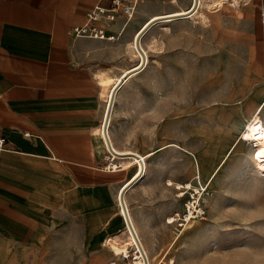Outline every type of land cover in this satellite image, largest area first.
<instances>
[{"label":"crops","instance_id":"0c3cea01","mask_svg":"<svg viewBox=\"0 0 264 264\" xmlns=\"http://www.w3.org/2000/svg\"><path fill=\"white\" fill-rule=\"evenodd\" d=\"M98 1L0 0V264H129L108 240L125 234L118 193L138 166L124 167L132 156L112 153L115 168L107 167L109 151L99 129L115 81L102 77L121 78L139 63L133 44L149 20L186 12L194 0H141L130 19L119 13L95 22L114 38L73 35L72 26L86 22ZM211 1L202 0L187 16L152 23L140 38L148 60L160 27L193 17L204 5L217 10L228 0L220 7ZM243 5L264 22V0ZM145 69L132 71L117 95ZM132 123L130 116H112L108 131L117 150L139 153L127 142L139 136ZM135 212L153 264H167L172 227L162 212Z\"/></svg>","mask_w":264,"mask_h":264},{"label":"rangeland","instance_id":"374dc122","mask_svg":"<svg viewBox=\"0 0 264 264\" xmlns=\"http://www.w3.org/2000/svg\"><path fill=\"white\" fill-rule=\"evenodd\" d=\"M243 3L204 5L160 27L144 73L114 101L113 118L130 116L139 129L131 147L155 150L128 198L132 210L162 212L177 226L167 264H264V152L240 138L253 112L264 110V22ZM185 181L193 187L181 194ZM200 181L205 212L181 225L168 219L182 214Z\"/></svg>","mask_w":264,"mask_h":264},{"label":"bare ground","instance_id":"6f19581e","mask_svg":"<svg viewBox=\"0 0 264 264\" xmlns=\"http://www.w3.org/2000/svg\"><path fill=\"white\" fill-rule=\"evenodd\" d=\"M232 5H240L242 1L244 0H228ZM202 3V0H199V4ZM198 4V6H199ZM223 4V0H216V1H211L210 2V5L211 6H214V7H220L222 6ZM197 6V8H198ZM196 8V9H197ZM195 9V10H196ZM194 10V11H195ZM192 11V12H194ZM187 12V11H186ZM190 13H192L191 11H189ZM182 13H185V12H182ZM190 13H186V15H182V16H187L189 15ZM181 14V13H180ZM175 15V14H174ZM174 15H170V16H174ZM178 17V16H177ZM160 18V17H159ZM195 20V19H194ZM135 41H136V38H135ZM141 41V40H140ZM134 47H135V43L133 44ZM144 49V48H143ZM138 52V51H137ZM146 53V52H145ZM147 56V55H146ZM148 60V58H147ZM147 60H146V64H147ZM139 63H140V60H139ZM139 63H137L135 66H133L132 68H138L137 66L139 65ZM145 64V66H146ZM132 68L129 70L131 71ZM143 68V67H142ZM141 69V68H140ZM137 70V69H136ZM127 71V72H129ZM124 76V75H123ZM122 76V77H123ZM121 78H115L114 79V83L112 85V87L109 89L108 91V103H109V100L111 98V94H112V90H113V87L114 85L122 79ZM109 78H111L110 76H103L102 77V81H105V80H108ZM119 89V88H118ZM117 89V91H118ZM117 91H116V94H115V97H114V101H116V98H117ZM220 96V95H219ZM217 99V97H216ZM108 107V106H107ZM114 107H115V104L113 102V107H112V111H111V116H110V120H109V124L111 122V119H112V116H113V113H114ZM264 109V107H263ZM237 116V115H236ZM217 119V117H216ZM246 119V118H245ZM218 120V119H217ZM109 124H108V127H109ZM101 130L100 132H103V123L101 124L100 126V129ZM109 130V128H108ZM242 134H241V139L243 141H251L253 143V145H255L261 152H264V110H262V108H258L256 111L253 112V114L251 115V117L245 122V124L243 125L242 127ZM98 132V131H97ZM99 134H102V133H99ZM220 134V133H219ZM218 134V135H219ZM221 135V134H220ZM103 136V135H102ZM219 137V136H218ZM105 138V137H104ZM220 138V137H219ZM111 139V138H110ZM105 141V139H104ZM112 142V141H111ZM170 144H174L173 142H170ZM112 145L113 147L115 146L112 142ZM180 145V144H179ZM107 147V146H106ZM174 147V146H173ZM176 147V146H175ZM179 147V146H178ZM177 147V148H178ZM115 148V147H114ZM116 149V148H115ZM117 150V149H116ZM119 151V150H118ZM133 150H131L130 148H126L122 151H119L120 153L122 154H119V155H131L130 153L132 152ZM113 153V152H112ZM155 153V150H150V151H146V152H142L139 150V155L142 157V159L144 160V171H143V174L142 176L137 180V183L130 187L126 192H125V195H124V199H125V202H126V206H127V209H128V212H129V216H130V219L133 223V226L136 230V232L138 233V236L140 237L141 241H142V238H141V235L139 233V226H138V223H137V220L135 218V213L133 212V210L131 209V206H130V202H129V193L132 191V189L137 185L139 184L144 178L145 176L147 175L148 173V157L151 156L152 154ZM115 154V153H113ZM113 154L111 155L112 158H113ZM116 155V154H115ZM132 156V155H131ZM112 161V160H111ZM110 161V166H114L112 165ZM196 162V161H195ZM123 164H124V167H132L134 165H137L138 166V169H139V164H140V160L138 157L136 156H132V158H129V159H126L123 161ZM213 165V164H212ZM138 169L136 170L135 174L138 172ZM134 174V175H135ZM132 178V176L130 177ZM127 179L122 185L121 187H123L125 184L128 183V181L130 180ZM169 183H172L171 179H168L167 180ZM120 187V190H119V193H118V204H119V207H120V212L121 214H123L124 216V219H125V236L124 237H112V238H109L108 240V245L109 247L111 248V250L115 253V254H123L125 252H133L134 255H135V258L136 260L138 259L142 264H145V260H144V256L141 252V250L139 249V246L136 242V239L130 229V226L126 220V217H125V214H124V210H123V207L121 205V202H120V199H119V195H120V191H121V188ZM178 187H182V184L179 185ZM191 188V187H190ZM184 191H185V188H184ZM199 191V190H198ZM183 192V191H182ZM181 192V193H182ZM183 194V193H182ZM168 219H171V220H176V217L175 216H171L170 218ZM143 243V241H142ZM143 246H144V249L147 253V256H148V260H149V264H151V259L148 255V251L143 243ZM125 255V254H124ZM137 260V262L139 263V261ZM140 264V263H139Z\"/></svg>","mask_w":264,"mask_h":264},{"label":"built area","instance_id":"2783aa9c","mask_svg":"<svg viewBox=\"0 0 264 264\" xmlns=\"http://www.w3.org/2000/svg\"><path fill=\"white\" fill-rule=\"evenodd\" d=\"M108 1H109L108 4H103L102 0H99L88 11L86 22H84L83 24H76L72 26L71 33L75 36H94V37H102V38H114L113 35H109V36L106 35L105 28L98 26L97 24H95V22L107 21L109 19L114 18L119 13H122L123 15L126 16L127 19H130L136 13L141 0H108ZM140 45H141V41H140ZM135 48L139 52L140 61H141L142 55L139 49L137 48L136 42H135ZM102 133L104 135V132ZM108 134H109V131H108ZM3 142H4V138L0 140V143L3 144ZM106 146L109 151V155H108L109 162L107 163V167L110 168L111 167L110 161L112 160V156H111L112 151L110 150L107 141H106ZM112 168H115V166H112ZM191 188H185V189H191ZM206 188H207V183L203 184L201 181L199 185L196 186V188H193L192 192L194 194V197L188 198V200L185 201V210L182 212V214L180 212H176V214H172L173 216L176 217V220L174 222H179V224L181 225V224H184V222L189 221L190 219L195 218L197 216H200L203 214V212H205V209L201 205L200 200L203 196V192H201V190L205 191ZM186 191L188 190H185V192ZM170 226L174 230L177 229V226L173 224V222H170ZM142 246H143V243H142ZM121 257L124 259V258H127L128 256H125L122 254ZM133 258H134V261L136 262L134 255H133ZM173 263H174L173 258L169 259V264H173ZM109 264H116V263L110 262Z\"/></svg>","mask_w":264,"mask_h":264},{"label":"water","instance_id":"95a60500","mask_svg":"<svg viewBox=\"0 0 264 264\" xmlns=\"http://www.w3.org/2000/svg\"><path fill=\"white\" fill-rule=\"evenodd\" d=\"M199 4V0H194L193 4L191 5V7L189 9H187V12L185 13H181V14H175L174 16L172 17H177V16H182V15H186V13H190L189 11H194L197 6ZM166 17H171V16H160V18H166ZM159 18H153L151 20H149L138 32L137 36H136V45H137V48L139 49V51L141 52V61L139 63V65L137 66L138 68H135L136 69H140L142 67L145 66L146 64V60H147V56H146V53L144 52V50L142 49L141 45H140V38L142 36V34L149 28V26L154 23L156 20H158ZM134 68H132L131 71L129 72H126L124 74V76L122 77L121 80H119L113 87V90H112V94H111V98L109 100V103H108V107H107V112H106V116H105V120L103 122V132H104V135H105V138H106V141L108 143V146L110 148V150L119 155V154H122L120 153L118 150H116L113 145H112V142H111V139H110V136L108 134V124H109V120H110V116H111V111H112V107H113V102H114V97H115V94H116V91L117 89L121 86V84L123 83L124 79L133 71ZM132 156H136L139 158L140 160V165H139V169H138V172L132 176V178H130V180L128 181L127 184H125L121 191H120V195H119V199H120V202H121V205L123 207V210H124V214H125V217H126V220L130 226V229L136 239V242L139 246V249L141 250L143 256H144V260H145V264H149L148 262V257L146 255V252L142 246V243L139 239V236L133 226V223L130 219V216H129V212H128V209H127V206H126V202H125V199H124V195H125V192L142 176L143 174V171H144V160L142 159V157L136 152V151H132L130 153Z\"/></svg>","mask_w":264,"mask_h":264},{"label":"snow or ice","instance_id":"6c2138e0","mask_svg":"<svg viewBox=\"0 0 264 264\" xmlns=\"http://www.w3.org/2000/svg\"><path fill=\"white\" fill-rule=\"evenodd\" d=\"M133 72H135V68L133 69Z\"/></svg>","mask_w":264,"mask_h":264}]
</instances>
